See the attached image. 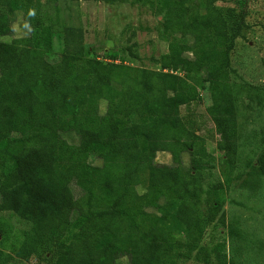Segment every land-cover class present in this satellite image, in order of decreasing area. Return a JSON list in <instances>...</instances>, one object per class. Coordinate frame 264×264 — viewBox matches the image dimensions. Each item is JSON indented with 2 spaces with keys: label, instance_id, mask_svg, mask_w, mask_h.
<instances>
[{
  "label": "trees",
  "instance_id": "trees-1",
  "mask_svg": "<svg viewBox=\"0 0 264 264\" xmlns=\"http://www.w3.org/2000/svg\"><path fill=\"white\" fill-rule=\"evenodd\" d=\"M134 1L162 16L170 43L160 70L80 59L83 35L75 29L68 31L57 66L48 67L42 57L51 38L50 29L40 36L42 0H0V61L2 39L11 35L19 12L33 29L12 41L21 47L18 62L0 64V150L19 151L0 160V188L8 199L0 207L24 206L32 221L12 246L22 261L118 264L125 257L127 264H231L217 245L202 246L193 257V243L177 232L205 229L213 218L227 224V193L243 163L241 101L264 108V88L239 82L232 67L246 10H224L222 0ZM205 71L211 75L208 114L228 132L220 178L209 182L205 173L216 165L205 137L183 114L200 99L189 77ZM169 94L173 104L166 106ZM70 133L77 143L66 138ZM258 149L244 161L252 179L264 177V132ZM159 152L170 153L172 162H158ZM5 256L0 249V264H7Z\"/></svg>",
  "mask_w": 264,
  "mask_h": 264
},
{
  "label": "rangeland",
  "instance_id": "rangeland-1",
  "mask_svg": "<svg viewBox=\"0 0 264 264\" xmlns=\"http://www.w3.org/2000/svg\"><path fill=\"white\" fill-rule=\"evenodd\" d=\"M42 3L43 23L40 36L45 39L50 29L51 38L50 44L45 41V53L42 57V62L48 67H56L60 61L66 50L69 29H75L83 35L84 52L80 59L95 58L107 63L116 62L160 70L161 64L158 61L169 52L170 39L163 31L162 16L157 15L151 7L138 4L134 0L116 3L85 0H59L49 3L42 0ZM219 4L224 10L232 9L236 13L246 10V27L243 36L236 42L232 67L237 72L239 82L243 80L264 88V0H222ZM32 30L19 12L11 35L2 39L1 65L18 62L21 47L12 41L32 35ZM210 77L208 71L189 77L190 82L198 87L200 99L190 109L183 108L185 117L192 120L199 129L198 133L205 137L210 161L216 165L213 170L206 171L207 182L220 178L221 158L228 140V132L218 129L208 114L212 105L208 82ZM164 104H173L172 94L165 97ZM106 105L105 101L101 102L102 112L106 110ZM239 119V152L243 163L237 164L234 184L227 193V224L222 225L217 218H213L207 228H198L192 232L183 229L177 232V236L193 243V257L202 246L214 249L217 245L228 254L231 264H264V177L252 179L248 176L252 166L244 163L248 156H253V151L259 150L260 138L264 132V108L244 97L240 105ZM66 138L72 143L78 142L73 133ZM18 154V150H0V160L12 155L17 157ZM157 161L170 164L172 158L168 152H159ZM188 161L189 157L185 155V163L188 164ZM140 191L145 193V186ZM6 201V194L0 188V205ZM153 213L170 221L169 215H163L157 210ZM31 223L24 206L20 210H1L0 207V249L6 255L5 259L8 257L7 264H47L48 260L22 261L13 253L12 246L21 243L31 228ZM151 233H155L153 228ZM151 245L157 249L156 244ZM127 261L124 257L118 264H127ZM214 262L215 260L213 264ZM183 264H202V261L193 259Z\"/></svg>",
  "mask_w": 264,
  "mask_h": 264
}]
</instances>
